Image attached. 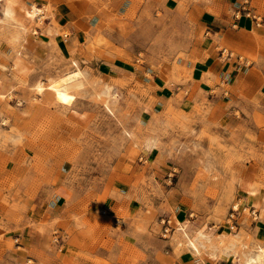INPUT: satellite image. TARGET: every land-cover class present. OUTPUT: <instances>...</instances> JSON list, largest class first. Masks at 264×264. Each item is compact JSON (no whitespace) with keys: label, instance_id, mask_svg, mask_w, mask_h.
I'll return each instance as SVG.
<instances>
[{"label":"rangeland","instance_id":"rangeland-1","mask_svg":"<svg viewBox=\"0 0 264 264\" xmlns=\"http://www.w3.org/2000/svg\"><path fill=\"white\" fill-rule=\"evenodd\" d=\"M101 4L98 26L77 33L24 13L0 24V264H218L213 246L264 250V204L246 209L242 187L264 200V94L203 68L224 52L233 73L253 63L263 89L264 28L239 17L230 41L201 23L233 29L243 7L264 19V0ZM75 71L63 107L45 86Z\"/></svg>","mask_w":264,"mask_h":264},{"label":"crops","instance_id":"crops-1","mask_svg":"<svg viewBox=\"0 0 264 264\" xmlns=\"http://www.w3.org/2000/svg\"><path fill=\"white\" fill-rule=\"evenodd\" d=\"M17 2L14 5V16L15 18L20 21L22 19L21 14L23 15L24 11L30 9L31 6H36V9L39 11L38 14L34 15L33 17H28L26 15L23 16L24 20L28 23L35 22L38 19H44V28L47 26L52 25V20L55 21L58 25H63L68 28L71 33H77L87 29L88 27L94 28L98 26L100 22L101 14L103 13L101 9L102 2L105 0H16ZM114 3L115 9L120 10L121 7L127 0H112ZM224 13V8L221 9ZM235 11V10H234ZM234 11L232 16L234 15ZM25 14V13H24ZM220 17V16H219ZM219 17L209 16L208 14L202 17V24L206 27V30L211 35H217L221 33V37L225 38L226 40L230 41H237L240 38V32L237 29L235 23L236 19L231 20V17L228 16L231 22V29L229 26L224 27L221 21L218 19ZM230 17V18H229ZM241 21H245V17H241ZM247 19V18H246ZM250 23L253 25L250 19H248ZM229 22V20H228ZM6 24H15L14 21L6 22ZM18 25V24H17ZM256 26V25H255ZM264 28V23L262 25L256 26ZM39 32V31H38ZM263 51L264 48H261ZM224 52L221 53V58H218L220 61H215V58H212L211 62L206 63L204 60L203 68L205 71L210 70L214 72V79L223 82L224 85L225 81H228L230 84L229 86L232 91L238 92L240 95L251 97L252 95L264 94V88L262 89V79H260L257 75L250 74V70L253 66L249 68L247 73H239V72H232V69L229 67V61H222L224 57ZM212 56V55H210ZM263 58V59H262ZM262 62L264 63V51L262 52ZM192 65V64H191ZM194 66V65H193ZM192 66V67H193ZM194 68V67H193ZM189 69V68H188ZM196 73H201L200 68H194ZM236 70V69H235ZM193 73V72H192ZM200 76V74H199ZM262 92V93H261ZM225 93H228L227 91ZM264 197V196H263ZM254 199L258 203V207L264 204V200L257 192L254 195ZM207 237V236H206ZM211 239L208 237L206 242L210 243ZM207 244V243H206ZM212 247V246H211ZM237 246L232 245L228 249H221L217 246H213L210 249H207L206 246H202L200 248V252L198 255H207L203 252V249H207L209 252L213 254V262L218 264H240L239 257H244V263L249 258V255L244 254V250L237 251ZM225 250V251H224ZM235 251V253H234ZM221 252V253H220ZM224 252V253H222ZM224 255V256H223ZM246 256V257H245Z\"/></svg>","mask_w":264,"mask_h":264},{"label":"bare ground","instance_id":"bare-ground-1","mask_svg":"<svg viewBox=\"0 0 264 264\" xmlns=\"http://www.w3.org/2000/svg\"><path fill=\"white\" fill-rule=\"evenodd\" d=\"M16 2H17L16 0H0V24L10 22V21H14L15 23L19 22L14 16V5ZM24 13L28 17H33L34 15L38 14L39 11L36 9V6L35 7L31 6L30 9L24 11ZM18 25L21 26V24L19 23ZM78 75H79V72L75 71V72H72L71 74L69 73V75L67 77L65 76V78L63 79H60L58 81H55V80L50 81L45 86V88L52 94L57 104L63 107H68L70 105V103L72 102L73 96L69 93V88L71 87V85H73L72 81L75 78H77ZM34 89L36 92L41 93L43 90V86H41L40 84H36ZM242 187L246 191V198L243 201V204L244 206H246V209L256 207L258 203L254 199V190L248 184H247V187L246 186H242ZM178 231L181 232L182 235L185 237L186 243L191 248V250L194 253L198 254L200 252V248L204 246L200 232L196 233L193 236H188L184 226L181 224H178ZM245 262L253 263V264H264V250L262 248H259L254 253V255L252 257H249Z\"/></svg>","mask_w":264,"mask_h":264},{"label":"built area","instance_id":"built-area-1","mask_svg":"<svg viewBox=\"0 0 264 264\" xmlns=\"http://www.w3.org/2000/svg\"><path fill=\"white\" fill-rule=\"evenodd\" d=\"M241 11L238 10V11H236V13H234L233 16L235 19H239V17H245L247 19H250L252 22H254V24L256 26L262 25L264 23V19L255 15L253 13V11H251L250 9H248V8L246 9V7H243L241 9ZM234 211H235V209H233V211L229 214L228 221H230V222L234 219V214H233ZM234 226H235V224H233V223L230 225L231 228H233Z\"/></svg>","mask_w":264,"mask_h":264}]
</instances>
